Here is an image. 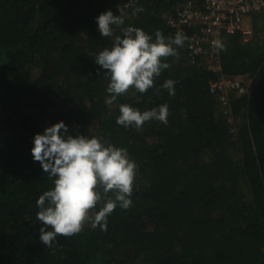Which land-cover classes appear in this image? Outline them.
Returning <instances> with one entry per match:
<instances>
[{"label": "trees", "instance_id": "16d2710c", "mask_svg": "<svg viewBox=\"0 0 264 264\" xmlns=\"http://www.w3.org/2000/svg\"><path fill=\"white\" fill-rule=\"evenodd\" d=\"M184 1L0 0V264H264V12L253 14L249 40L223 37L220 74L189 56L186 27L178 58H164L169 67L144 93L130 87L109 102L94 61L113 39L99 34L98 14L124 10L114 34L132 25L174 36L167 21ZM221 75L243 79L244 93L228 91L225 104L209 93ZM168 78L173 95L161 87ZM120 104H167V123L125 128ZM58 121L127 148L138 168L130 207L115 208L106 230L89 219L49 247L35 201L52 183L30 148Z\"/></svg>", "mask_w": 264, "mask_h": 264}, {"label": "clouds", "instance_id": "9594fccd", "mask_svg": "<svg viewBox=\"0 0 264 264\" xmlns=\"http://www.w3.org/2000/svg\"><path fill=\"white\" fill-rule=\"evenodd\" d=\"M125 15L123 9L115 15L106 10L95 18L99 34L113 38L111 46L100 50L94 58L106 70L103 74L108 80L109 102L130 87L139 93L152 87L155 77L169 67L164 58H178V46L186 39L179 32L166 37L160 30L153 35L132 25L114 34V26L122 25ZM214 43L217 48H223L219 38ZM175 83L168 78L161 87L173 95ZM167 116V104L143 111L120 104L116 123L139 130L149 120L167 123ZM30 152L52 183L35 201L39 209L35 216L42 222L39 239L46 246L56 244L57 234L68 237L80 232L89 219L93 227L106 230L107 217L115 208L130 207L138 165L130 158L127 148L113 145L102 137L70 135L67 125L58 121L33 135ZM92 210L95 211L90 216ZM48 225L50 230H46Z\"/></svg>", "mask_w": 264, "mask_h": 264}, {"label": "built area", "instance_id": "2783aa9c", "mask_svg": "<svg viewBox=\"0 0 264 264\" xmlns=\"http://www.w3.org/2000/svg\"><path fill=\"white\" fill-rule=\"evenodd\" d=\"M123 8H132L135 0H121ZM176 15L167 23L185 33V27L192 29L187 34V49L189 56H201L207 61V68L221 73L220 48L215 46V40L239 33L247 41L250 30L243 25L246 16L264 12V0H200L195 2L185 0L177 9ZM228 91L244 93L240 82L225 78L223 75L209 85L210 94H219L223 104L226 103Z\"/></svg>", "mask_w": 264, "mask_h": 264}, {"label": "rangeland", "instance_id": "374dc122", "mask_svg": "<svg viewBox=\"0 0 264 264\" xmlns=\"http://www.w3.org/2000/svg\"><path fill=\"white\" fill-rule=\"evenodd\" d=\"M253 15H251V16H246L245 17V19H244V21H243V25H245V27H247V29L248 30H250V33H251V21L253 20ZM249 40V39H248ZM235 81H240V82H242L243 83V79H242V77H234L233 78ZM253 80V78L251 77V76H248V78L246 79V86L247 87H249L250 86V83H251V81ZM241 83V84H242ZM245 85V84H244ZM229 119L232 121V122H234V120H232L230 117H229Z\"/></svg>", "mask_w": 264, "mask_h": 264}]
</instances>
